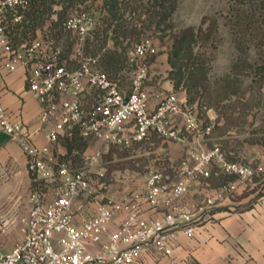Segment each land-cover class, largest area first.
Instances as JSON below:
<instances>
[{
    "label": "built area",
    "instance_id": "1",
    "mask_svg": "<svg viewBox=\"0 0 264 264\" xmlns=\"http://www.w3.org/2000/svg\"><path fill=\"white\" fill-rule=\"evenodd\" d=\"M33 1L0 0V80L22 68L27 88L40 104L38 121L48 125L45 143L37 144L32 130L4 105L0 83V134L19 142L35 180L27 213L19 219L20 240L0 251V264H140L150 252L170 256L181 233L194 236L201 210L234 188H214L200 204L188 197L193 183L210 177L214 168L241 180L252 176L254 168L229 159L214 142V123L201 119L177 92L149 84L151 59L158 51L154 38L134 43L127 60L131 77L122 84L103 66L105 52H91L89 46L91 38L110 31L108 9L97 11L91 0H65L63 19L55 13L32 37L20 40L31 23L25 12ZM73 130L92 140L80 166L60 150V139ZM155 136L188 147L175 178L168 180L153 163L141 188L104 196L87 214L80 197L99 194L104 154ZM44 183L55 184L51 197ZM145 206L162 211L147 214ZM119 215L123 217L113 229Z\"/></svg>",
    "mask_w": 264,
    "mask_h": 264
},
{
    "label": "rangeland",
    "instance_id": "2",
    "mask_svg": "<svg viewBox=\"0 0 264 264\" xmlns=\"http://www.w3.org/2000/svg\"><path fill=\"white\" fill-rule=\"evenodd\" d=\"M42 1L49 10L38 23L34 10L42 7ZM91 2L102 12L114 3L118 6L116 16L109 15L110 31H104V37L98 35L106 41V48L95 38L90 39L89 46L91 52L122 53L124 61L114 74L122 84L127 85L131 77L129 51L135 42L150 36L158 48L151 59L149 84L153 88L173 89L201 119L209 121L213 117L214 134L223 137L219 141L222 148L237 150L245 143L264 144V0H176L173 11L161 8L156 0ZM67 4L65 0H34L25 12L26 21L31 23L19 39L32 37L36 28L55 13L63 19L65 9L61 5ZM242 9L251 14L244 35L237 32L236 24ZM115 22L130 32L121 33L118 26L114 27ZM133 27L136 30L131 32ZM91 143L89 140L88 145ZM170 144L155 136L129 149L111 147L99 167L103 174L98 180L99 194L81 196L80 201L87 203L91 213L104 196L143 182L153 163L167 168L174 164L175 168L179 161L170 157ZM61 151L66 154L64 149ZM74 159L75 164L82 163L81 156L75 155ZM54 188L52 183L43 185L49 197Z\"/></svg>",
    "mask_w": 264,
    "mask_h": 264
},
{
    "label": "crops",
    "instance_id": "3",
    "mask_svg": "<svg viewBox=\"0 0 264 264\" xmlns=\"http://www.w3.org/2000/svg\"><path fill=\"white\" fill-rule=\"evenodd\" d=\"M0 83L4 105L14 118L32 130L37 144H44L48 125L38 121L40 104L27 88L25 71L18 68L8 72ZM213 119L211 117L209 121L214 123ZM221 139L222 136L214 134V142ZM170 142V157L180 161L187 155L188 147ZM61 146L60 150H65ZM224 150L229 159L251 165L254 174L241 180L214 168L210 177L195 181L188 197L200 204L214 188L224 185L234 188L214 206L201 210L202 222L194 236L181 233L170 256L150 252L144 255L140 264H264V144L245 143L240 149ZM171 166L173 168L160 166L168 180L175 178L174 164ZM34 184L27 168V156L19 142L0 134V251L11 249L20 240L19 219L27 213ZM142 186L143 182L132 188ZM145 207L147 214L162 211V208ZM86 213L89 214L88 210ZM122 217L119 215L114 219L113 229Z\"/></svg>",
    "mask_w": 264,
    "mask_h": 264
},
{
    "label": "trees",
    "instance_id": "4",
    "mask_svg": "<svg viewBox=\"0 0 264 264\" xmlns=\"http://www.w3.org/2000/svg\"><path fill=\"white\" fill-rule=\"evenodd\" d=\"M157 4L159 6H161V8L166 9L167 11H173L176 8V0H156ZM166 3H170L169 6L166 5ZM42 7H38L37 9H35V19L40 18V20L42 21L43 19V15L47 13V11L49 10V6L47 5V3H45V1L41 2ZM118 10V6L116 3H114L111 7H109L108 11H110L109 13L112 15V17H115L117 14ZM250 13L245 10L242 9V11L238 12L237 15V23L238 24V28H237V32H239V34L241 33L242 35L245 34L247 27L249 26V20L251 19L250 17ZM118 26V25H117ZM119 30L121 31V33L123 34H127L128 32H130V30H127L126 28L121 29L120 26H118ZM107 30V28H106ZM136 29L133 27L131 28V32H134ZM98 43H100V45L104 46L106 44V41L104 39L98 38ZM123 55L122 53L118 52L117 50L111 51V52H106L103 56H102V63L104 66H106L107 70L110 72H112V74H115V72L117 70H119L121 68V64L123 63ZM111 69V70H110ZM60 144L65 148L66 154L65 157L66 158H70L72 159V162L75 166H80L82 165L83 161L81 164L77 165L75 164V159L74 156L78 155L81 156L82 159V154L83 152L89 147L88 145V141L86 139H84L82 136H80L78 130H73V133L71 136H64L60 139Z\"/></svg>",
    "mask_w": 264,
    "mask_h": 264
}]
</instances>
